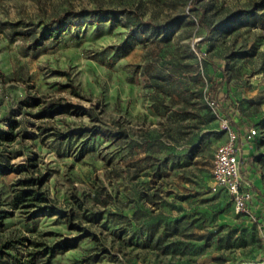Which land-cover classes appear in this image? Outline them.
<instances>
[{
    "label": "rangeland",
    "instance_id": "1",
    "mask_svg": "<svg viewBox=\"0 0 264 264\" xmlns=\"http://www.w3.org/2000/svg\"><path fill=\"white\" fill-rule=\"evenodd\" d=\"M192 1L0 0V203L32 160L51 207L4 221L0 264H261L263 222L211 189L226 133L209 61L226 68L218 95L228 90L244 132L258 130L264 198V0H202L211 26L253 13L205 45ZM98 7L107 21L38 45L53 18Z\"/></svg>",
    "mask_w": 264,
    "mask_h": 264
},
{
    "label": "trees",
    "instance_id": "2",
    "mask_svg": "<svg viewBox=\"0 0 264 264\" xmlns=\"http://www.w3.org/2000/svg\"><path fill=\"white\" fill-rule=\"evenodd\" d=\"M202 0H193L191 3V10L200 11V24L205 28L206 34L200 40V45L207 44L213 36L224 30L228 27L230 23L236 22L240 20L245 15L253 14L252 11H245L244 13L238 12L230 15L224 21L219 22L215 25H208L205 23V7L201 6ZM108 11L98 7L96 9H81L79 11L70 9L66 12L62 13L58 17L53 18L49 23L46 24L45 30L43 33L37 38L38 45H40L43 41L47 39H59L62 34H64L70 27L79 26L82 22L88 24H96L98 22L107 21ZM132 19L134 21L133 27L137 30H142L149 23L145 21L141 14L138 12L132 13ZM164 30L167 29L163 28ZM214 67V74L222 73V77L218 82L216 79L213 80V86L210 91V101L212 102V107L216 112V115L220 118L227 119L230 126L237 133V145L241 137L246 138V133L243 128L247 122V120L240 113L239 107H237L229 97L228 90L222 96L218 94V88H220L225 83L229 82V76L227 74L226 68L220 62L209 61ZM4 77V74L0 71V79ZM55 109L57 113L65 112L68 107H64L59 103H52L46 109ZM18 125V121L12 120L10 126L12 129L16 128ZM6 140H11L13 138V134L5 135L3 137ZM258 157L253 155L247 162L256 161ZM32 160H29L25 163H20L14 167V169L19 174H27L24 177L17 179L15 183V191L10 200L6 203L8 208H3L0 203V227L3 226L4 221L12 217L14 215L15 210L21 209L22 212L29 213L31 218H35L38 213L45 212L49 210L51 207L49 205L50 199L45 191L41 189L43 180L37 177L32 176L34 174V168L36 165L31 163ZM1 170V169H0ZM1 174V173H0ZM46 180V179H45ZM252 209V208H251ZM11 245L7 244L6 248H9ZM29 264H34L33 261H28Z\"/></svg>",
    "mask_w": 264,
    "mask_h": 264
},
{
    "label": "built area",
    "instance_id": "3",
    "mask_svg": "<svg viewBox=\"0 0 264 264\" xmlns=\"http://www.w3.org/2000/svg\"><path fill=\"white\" fill-rule=\"evenodd\" d=\"M226 133V140L221 142L215 149L212 160L211 189L216 192L225 190L230 195L237 213L249 215L256 219L252 212L254 195L248 179L243 176L240 150L237 145V133L230 126L227 119L221 118ZM258 130L255 127L246 131L247 141H253L258 137ZM264 264V253L261 260Z\"/></svg>",
    "mask_w": 264,
    "mask_h": 264
},
{
    "label": "crops",
    "instance_id": "4",
    "mask_svg": "<svg viewBox=\"0 0 264 264\" xmlns=\"http://www.w3.org/2000/svg\"><path fill=\"white\" fill-rule=\"evenodd\" d=\"M254 142V140L247 141L245 137H241L238 142V147L240 150L243 176L245 179L249 180L251 190L254 195L253 204L251 207L252 212L255 218H258L260 222H263L264 227V198L262 196L263 179L259 171L256 169V162H247V160L250 159L253 155L257 156L260 153Z\"/></svg>",
    "mask_w": 264,
    "mask_h": 264
}]
</instances>
